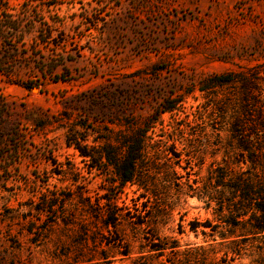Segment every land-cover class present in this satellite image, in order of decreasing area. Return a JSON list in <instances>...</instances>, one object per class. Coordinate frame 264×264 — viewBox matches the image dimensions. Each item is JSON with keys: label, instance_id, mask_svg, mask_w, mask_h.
I'll use <instances>...</instances> for the list:
<instances>
[{"label": "rangeland", "instance_id": "1", "mask_svg": "<svg viewBox=\"0 0 264 264\" xmlns=\"http://www.w3.org/2000/svg\"><path fill=\"white\" fill-rule=\"evenodd\" d=\"M244 98L254 118L264 0H0V264H264L262 241L226 245L215 204L176 195L162 167L181 153L190 179L237 169ZM150 119L156 201L69 144L96 156Z\"/></svg>", "mask_w": 264, "mask_h": 264}, {"label": "trees", "instance_id": "2", "mask_svg": "<svg viewBox=\"0 0 264 264\" xmlns=\"http://www.w3.org/2000/svg\"><path fill=\"white\" fill-rule=\"evenodd\" d=\"M235 79V75L227 74L212 77L208 83L214 88L239 82ZM240 82L241 88L246 91L247 81L240 79ZM239 102L241 115L228 118L230 139L235 142L233 147L232 145L228 147L235 150L240 157V160L234 163L237 169L217 165L208 172L205 180L190 179L188 167L180 165L181 153H171L174 160L166 159L162 167L170 175V180L167 182L173 185L176 195L184 191L186 196L204 200L207 206L211 203L215 204L219 221L226 228L227 236L220 235L224 243L228 242L226 245L234 247L238 240H260L263 245L260 252L264 255V108L258 111L256 108V115L253 118V115L245 111L247 109L245 98L240 99ZM172 110L173 107H166L163 103L158 115L170 113ZM223 114L226 117L225 112ZM156 120H147L143 127L120 134V139L116 141L118 146L106 145L96 156L85 152L75 141L69 144L91 163H98L102 168H111L120 185L126 183L134 185L137 190H141V198L145 199L143 196H146L156 201L160 194L156 192V185L150 179V169L155 165L150 162V156L146 153L147 141H149L147 132ZM216 136L218 137L219 134ZM185 157L187 158L185 161L190 162L191 155L187 153ZM240 165L244 168L239 167ZM176 169L182 170L184 174L178 173ZM140 207L143 210L135 217L139 226L146 224L143 220L147 214L144 203H140ZM189 227L195 232L197 225L189 224ZM203 227L209 229L208 236L213 238L216 227L211 225H203ZM235 230H238V234L234 236ZM230 238L233 239L227 241ZM239 250L233 248L230 252L238 256ZM233 260L234 258L230 259Z\"/></svg>", "mask_w": 264, "mask_h": 264}]
</instances>
